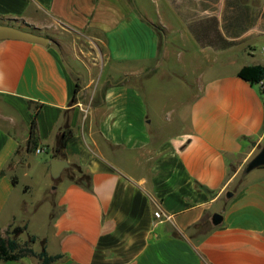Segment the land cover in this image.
<instances>
[{
    "label": "crops",
    "instance_id": "1",
    "mask_svg": "<svg viewBox=\"0 0 264 264\" xmlns=\"http://www.w3.org/2000/svg\"><path fill=\"white\" fill-rule=\"evenodd\" d=\"M154 2L158 24L175 33L164 43L145 0H0V23L52 40H0V231L27 229L4 212L17 169L30 166L29 153L45 152V174L53 158L68 163L55 178L50 234L34 232L35 252L44 240L48 255H59L50 264H264V165L244 172L264 144L263 90L238 75L264 65V0ZM66 34L96 43L102 61L126 65L121 77L87 92L81 69L89 67ZM173 55L197 64L198 77L181 128L169 134L170 120L151 127L133 81ZM35 112L38 141L28 150ZM64 127L71 135L55 151ZM0 264L41 263L24 255Z\"/></svg>",
    "mask_w": 264,
    "mask_h": 264
},
{
    "label": "rangeland",
    "instance_id": "2",
    "mask_svg": "<svg viewBox=\"0 0 264 264\" xmlns=\"http://www.w3.org/2000/svg\"><path fill=\"white\" fill-rule=\"evenodd\" d=\"M135 1L141 2V0ZM145 1L147 2L148 9H152V20H154L164 43L166 37L173 36L175 33L169 32L165 27L158 24L160 19L154 11V0ZM60 37L70 49L73 45L89 67L88 70L83 71L81 65L77 67L75 65L76 62H73L68 58V62L73 69H81L86 81L91 80V85L87 92H90L95 84H98L97 86H99L107 77H111L113 80L119 79L122 74V69L127 67L126 65L109 63L104 60V58L102 61L101 54L98 51L99 47L96 43L88 41L85 38L81 37L73 42L71 34H66V36ZM98 44L100 45V43ZM100 46L102 47V45ZM260 49L259 45L258 50ZM199 60V65L204 63L202 59ZM159 61L160 65L155 68L151 75L148 77L142 75L133 82L139 88L145 99L147 110L150 113V118L152 120L151 127H153L156 122H166V119L170 120L168 122L170 123L169 126H165V128H167L166 133L169 132L170 134L177 131L178 128H181L178 118L182 113V110L185 108V104L191 100V97L197 91L196 85L198 74L193 70L197 64L193 65L189 59L176 58L175 55L169 58L159 59ZM222 61L224 60L221 58H210V64H214L215 66ZM168 68H175L178 70V74L182 75V77L180 76V78H177L171 76L167 71ZM142 69L144 70V67H142ZM105 83H107V81ZM79 97L80 96L74 97V100L72 101L76 102ZM80 125H82V122ZM48 157V153L45 152L41 154H33L31 152L28 154L27 158L30 166L25 165L19 167L16 171L17 181L4 212V221L8 220L6 219V214L8 213L9 221L11 220L10 215H14L18 222L22 221V223L27 224V229L18 237L21 243H24L27 240L29 234L34 235L35 231L40 232V234H50V222L55 213L51 200L55 195L59 194L61 181L52 177L50 172L48 174L42 172L41 162L47 160ZM23 172H26V174L24 175ZM254 174L255 172H252V174L248 175V178H251ZM63 178L64 177H62V179ZM54 187L58 189L55 191L56 193H53L54 190L52 189ZM22 203H25L26 212L20 209ZM0 233L3 236H6L5 231H0ZM33 247H39V240H37V237L33 243Z\"/></svg>",
    "mask_w": 264,
    "mask_h": 264
},
{
    "label": "trees",
    "instance_id": "3",
    "mask_svg": "<svg viewBox=\"0 0 264 264\" xmlns=\"http://www.w3.org/2000/svg\"><path fill=\"white\" fill-rule=\"evenodd\" d=\"M238 75L244 80L249 81L250 83H258L264 79V65L262 64H251L244 65L238 70ZM74 100V97L72 98ZM71 135V129L64 127L57 136V142L55 151L61 150L66 140ZM38 141L37 128H36V112L33 113L30 125V132L28 137V150H32ZM56 156V154H52ZM26 229L25 225H15L13 227L7 228L5 230L6 236H3L0 233V260L8 259H19L24 255H33L35 256L41 264H50L54 262L59 255H48L45 250L44 240H42V248L40 251L35 252L32 248V244L36 240V236L29 234L27 240L24 243H21L19 240V235L24 232Z\"/></svg>",
    "mask_w": 264,
    "mask_h": 264
},
{
    "label": "water",
    "instance_id": "4",
    "mask_svg": "<svg viewBox=\"0 0 264 264\" xmlns=\"http://www.w3.org/2000/svg\"><path fill=\"white\" fill-rule=\"evenodd\" d=\"M2 39H15V40H24L32 43H39L42 45H47L51 42V38L42 34H39L35 31L18 27L16 25L0 23V40ZM50 175L54 178L58 177L61 169L64 166H67L68 163L63 159L53 158L49 162ZM264 165V144L260 147L259 151L249 159L244 167V172H249L250 170L263 166ZM232 193L227 192V196H230ZM222 215L218 212H215L211 216V223L217 225L220 223Z\"/></svg>",
    "mask_w": 264,
    "mask_h": 264
},
{
    "label": "built area",
    "instance_id": "5",
    "mask_svg": "<svg viewBox=\"0 0 264 264\" xmlns=\"http://www.w3.org/2000/svg\"><path fill=\"white\" fill-rule=\"evenodd\" d=\"M259 83H260V86H261V88H262V90H263V103H264V79H262L261 81H259ZM44 149H42V148H40V147H36L35 148V152L36 153H40V152H42ZM155 216L156 217H161L162 216V213L160 212V211H155ZM167 218H169V216L167 215Z\"/></svg>",
    "mask_w": 264,
    "mask_h": 264
}]
</instances>
